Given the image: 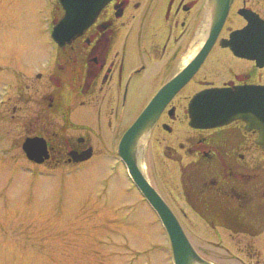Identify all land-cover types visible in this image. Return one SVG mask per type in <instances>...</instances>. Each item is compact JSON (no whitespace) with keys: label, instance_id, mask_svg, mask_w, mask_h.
Wrapping results in <instances>:
<instances>
[{"label":"flooded vegetation","instance_id":"af4514ba","mask_svg":"<svg viewBox=\"0 0 264 264\" xmlns=\"http://www.w3.org/2000/svg\"><path fill=\"white\" fill-rule=\"evenodd\" d=\"M209 0H111L93 23L49 58L23 72L8 99L22 112L25 138L45 140L44 169L72 171L114 161L127 173L119 144L151 99L184 70L191 78L168 100L140 142L137 163L179 222L200 264H264V149L243 119L214 127L190 124L193 97L206 89L264 87V0H232L212 47ZM64 11L54 0L50 27ZM251 17L261 46L231 37ZM229 43V44H228ZM35 68V67H34ZM18 91V92H16ZM85 153L86 160H75ZM110 160V161H109ZM109 161V162H108ZM136 189V187H134ZM139 194L136 215L151 217L169 241L156 211ZM142 212H148L143 215Z\"/></svg>","mask_w":264,"mask_h":264},{"label":"rangeland","instance_id":"374dc122","mask_svg":"<svg viewBox=\"0 0 264 264\" xmlns=\"http://www.w3.org/2000/svg\"><path fill=\"white\" fill-rule=\"evenodd\" d=\"M53 2L0 0V264H173L120 165L52 171L22 150L25 122L8 97L49 58Z\"/></svg>","mask_w":264,"mask_h":264},{"label":"water","instance_id":"95a60500","mask_svg":"<svg viewBox=\"0 0 264 264\" xmlns=\"http://www.w3.org/2000/svg\"><path fill=\"white\" fill-rule=\"evenodd\" d=\"M111 0H58L64 10L62 18L53 26L51 37L60 46L71 42L88 28L96 19L102 8ZM232 0H209L207 17V41L201 52L200 60L212 47L218 37L229 13ZM250 24L241 32L231 37L253 39L254 46H261L260 36L255 32L256 25L251 17L243 13ZM229 44V43H228ZM193 69L184 70L166 84L149 102L138 119L130 126L120 140L118 154L125 162L133 183L140 190L149 204L158 213L166 228L172 246L175 264H200L201 260L184 234L179 222L165 202L152 188L137 163V150L140 142L148 134L159 113L177 90L187 82ZM190 124L195 127H214L235 119H243L249 126L259 131L258 143L264 148V87L238 86L234 88H213L197 93L189 107ZM22 149L29 160L43 162L47 157L44 139L27 138ZM88 155L82 153L75 160H86Z\"/></svg>","mask_w":264,"mask_h":264}]
</instances>
